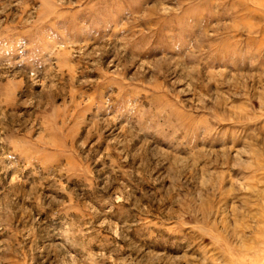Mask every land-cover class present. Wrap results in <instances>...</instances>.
Returning <instances> with one entry per match:
<instances>
[{"label": "rangeland", "instance_id": "rangeland-1", "mask_svg": "<svg viewBox=\"0 0 264 264\" xmlns=\"http://www.w3.org/2000/svg\"><path fill=\"white\" fill-rule=\"evenodd\" d=\"M0 264H264V0H0Z\"/></svg>", "mask_w": 264, "mask_h": 264}]
</instances>
